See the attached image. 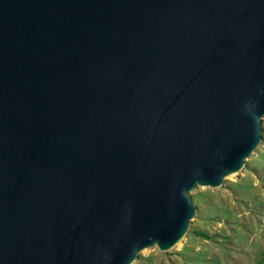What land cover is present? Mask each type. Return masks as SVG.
Listing matches in <instances>:
<instances>
[{
	"label": "water",
	"instance_id": "95a60500",
	"mask_svg": "<svg viewBox=\"0 0 264 264\" xmlns=\"http://www.w3.org/2000/svg\"><path fill=\"white\" fill-rule=\"evenodd\" d=\"M263 117L264 0H0V264L176 247Z\"/></svg>",
	"mask_w": 264,
	"mask_h": 264
},
{
	"label": "rangeland",
	"instance_id": "374dc122",
	"mask_svg": "<svg viewBox=\"0 0 264 264\" xmlns=\"http://www.w3.org/2000/svg\"><path fill=\"white\" fill-rule=\"evenodd\" d=\"M262 122L261 144L240 172L222 186L190 192L198 212L182 241L165 252L145 249L132 264H264V117Z\"/></svg>",
	"mask_w": 264,
	"mask_h": 264
},
{
	"label": "trees",
	"instance_id": "16d2710c",
	"mask_svg": "<svg viewBox=\"0 0 264 264\" xmlns=\"http://www.w3.org/2000/svg\"><path fill=\"white\" fill-rule=\"evenodd\" d=\"M195 233H196V235H199V236H204L205 235V236H208L210 238V236L206 235L205 232H203V231H196Z\"/></svg>",
	"mask_w": 264,
	"mask_h": 264
}]
</instances>
